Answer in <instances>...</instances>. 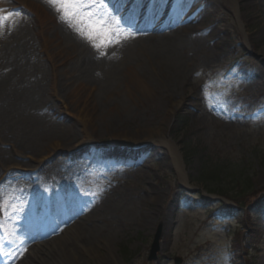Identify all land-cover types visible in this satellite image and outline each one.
Returning a JSON list of instances; mask_svg holds the SVG:
<instances>
[{
  "label": "rangeland",
  "instance_id": "obj_1",
  "mask_svg": "<svg viewBox=\"0 0 264 264\" xmlns=\"http://www.w3.org/2000/svg\"><path fill=\"white\" fill-rule=\"evenodd\" d=\"M159 1L162 5L167 0ZM238 1L239 15L227 0H189L183 9L186 13L192 7L197 12L190 31L214 55L192 65L190 78L177 94L185 100L180 109L167 112L164 104L175 96L171 98L164 89L143 103L120 109L121 116L111 113L116 129L126 132L163 122L167 136L180 148L187 184L157 134L152 136L153 143L132 145L116 142L110 130L100 126L96 141L81 150L70 149L75 142L65 141L68 133L63 127L73 123L77 134L80 127L72 114L73 105L81 104L88 88L96 84L87 83L86 89L72 80L65 85L70 78L58 76L63 86L55 91L42 88L12 103L0 101L3 166L38 173L42 192L35 202L50 201V208L58 211L65 198L68 206L75 203L79 211H85L89 217L77 229L92 225L102 227L103 232L116 229L113 248L119 264H175L174 256L182 258L181 264H264V0ZM29 44L33 51L40 48L36 39ZM45 49L50 52L48 46ZM91 51L98 55L103 49ZM46 54L40 60L41 69L55 70ZM111 54V50L104 54L103 61L111 60ZM102 64L114 70L110 80L116 81L121 63ZM98 77L97 70L94 79ZM115 94L108 99H115ZM41 100L60 112L41 108ZM177 115L184 116L186 124L177 127ZM53 146L57 150L37 166L35 159ZM119 148L145 151L130 163ZM241 174L250 177V192L212 194V187L228 189ZM50 180L62 188L43 191ZM226 205L232 207V216H212L214 207ZM158 230L159 250L155 259L148 260L152 236ZM86 264L94 263L88 258Z\"/></svg>",
  "mask_w": 264,
  "mask_h": 264
},
{
  "label": "bare ground",
  "instance_id": "obj_2",
  "mask_svg": "<svg viewBox=\"0 0 264 264\" xmlns=\"http://www.w3.org/2000/svg\"><path fill=\"white\" fill-rule=\"evenodd\" d=\"M188 1L167 0L161 5L159 0H124L126 4L130 3V10L138 14L137 22L132 25L134 32L137 31L139 21H142L149 24L152 33L147 36L135 35L134 38L113 45L111 49H103L105 56L112 51L111 60L104 62L103 55H94L92 44H87L80 35L74 34L73 27L61 18L57 10H52L48 0H0V14L14 12L12 20L0 28V101L12 103L22 95L28 93L29 96L30 92L35 93L42 88L55 91L58 85L63 86L58 76L65 80L70 78L67 82L63 81L65 85L76 81L87 89V83L96 84L90 87L93 89L88 88L81 104L73 105L72 114L80 127L77 134L75 124L68 123L63 127L68 133L65 141L75 142L70 149L81 150L96 141L100 126L109 129L111 138L116 142L120 140L132 145L153 143L152 136L157 134L181 180L187 184L188 174L180 148L172 137L167 136L166 129L161 126L163 122L141 131L126 132L116 129L111 113L115 111L121 116L120 109L143 103L146 98L164 89L169 91L171 98L175 96V99L164 104L169 114L183 106L185 100L177 94L190 78L192 65L200 59L209 61L214 55V51L208 53L203 48L205 41L201 42L190 31L194 13L181 14V9ZM227 3L239 15V1L227 0ZM24 13H30L31 17L25 18ZM126 21L127 14L122 18V23ZM34 39L40 44L36 51L29 44ZM217 40L215 38L214 42ZM45 46L50 48V52H47ZM95 51L98 52L97 49ZM43 53L52 59L55 70L41 69ZM102 63H121L116 81L110 80L114 70L104 69ZM97 70L101 78L95 80L94 72ZM91 91L96 92L95 97ZM113 93H116V98L108 99ZM211 101L215 102L214 99ZM41 102V108L60 112L47 101ZM170 122L171 119H168ZM51 148L44 156L35 159L37 166L44 165L52 151L57 150L55 146ZM3 161L0 159V175L3 174V183L11 185V189L5 193L12 203H23V199L32 193L28 192L31 189L40 190L41 182L36 180L38 173L21 172L14 165L3 166ZM7 162L14 164L12 160ZM114 220L111 219L110 223ZM81 224L64 228L58 237L38 248L36 245L29 246L18 264H86L88 258L94 264H119L113 248L116 229L109 228L103 232V228L97 225L85 230L77 229Z\"/></svg>",
  "mask_w": 264,
  "mask_h": 264
},
{
  "label": "snow or ice",
  "instance_id": "obj_3",
  "mask_svg": "<svg viewBox=\"0 0 264 264\" xmlns=\"http://www.w3.org/2000/svg\"><path fill=\"white\" fill-rule=\"evenodd\" d=\"M48 2L56 7L63 20L98 51L118 45L139 34L131 27L125 28L122 17L114 14L119 11L124 0H116V6L112 9L108 7L107 0H48ZM12 16V13L0 14V28L11 21ZM104 54L101 51V55ZM8 207L10 204L0 196V213L5 212Z\"/></svg>",
  "mask_w": 264,
  "mask_h": 264
},
{
  "label": "trees",
  "instance_id": "obj_4",
  "mask_svg": "<svg viewBox=\"0 0 264 264\" xmlns=\"http://www.w3.org/2000/svg\"><path fill=\"white\" fill-rule=\"evenodd\" d=\"M185 122L186 121H185L184 116L177 115V117H176L177 127L185 124ZM262 164H263L262 167L264 170V160L262 161ZM238 176L239 177L237 179L232 180L233 182H235V185H231L230 188L224 189L220 185H216V186L212 187L211 191L218 193L220 195H225V196L229 195V193L237 194V195H244L245 193L250 192L253 189L250 177L247 175H244V174H241ZM232 181H229V182H232ZM236 187H238V190L236 189ZM258 203L260 204L261 201H259ZM249 248H251V247H249Z\"/></svg>",
  "mask_w": 264,
  "mask_h": 264
},
{
  "label": "water",
  "instance_id": "obj_5",
  "mask_svg": "<svg viewBox=\"0 0 264 264\" xmlns=\"http://www.w3.org/2000/svg\"><path fill=\"white\" fill-rule=\"evenodd\" d=\"M160 237V233H156L153 239V242L151 244V248H150V258L154 257L155 252L158 249V239ZM176 262H178V260L176 259Z\"/></svg>",
  "mask_w": 264,
  "mask_h": 264
}]
</instances>
